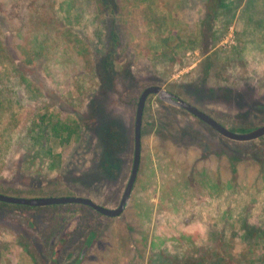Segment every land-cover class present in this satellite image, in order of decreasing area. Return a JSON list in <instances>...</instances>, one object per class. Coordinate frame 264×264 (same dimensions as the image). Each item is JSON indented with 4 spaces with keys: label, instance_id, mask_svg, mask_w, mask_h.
I'll list each match as a JSON object with an SVG mask.
<instances>
[{
    "label": "rangeland",
    "instance_id": "374dc122",
    "mask_svg": "<svg viewBox=\"0 0 264 264\" xmlns=\"http://www.w3.org/2000/svg\"><path fill=\"white\" fill-rule=\"evenodd\" d=\"M149 86L236 133L264 126V0H0V193L116 208ZM215 256L264 264V137L228 140L154 95L122 214L0 202V264Z\"/></svg>",
    "mask_w": 264,
    "mask_h": 264
},
{
    "label": "water",
    "instance_id": "95a60500",
    "mask_svg": "<svg viewBox=\"0 0 264 264\" xmlns=\"http://www.w3.org/2000/svg\"><path fill=\"white\" fill-rule=\"evenodd\" d=\"M154 95L160 102H163L167 105L178 107L191 116L195 117L197 120L211 128L214 132L220 136L234 141V142H251L258 140L264 137V126L257 127L251 131L244 133H236L230 129H227L219 122L214 120L212 117L198 109L197 107L189 104L183 99L177 97L173 93L163 89L160 86H149L142 90L141 94L138 97L136 104V111L134 117V126H133V159L130 170V175L128 181L125 185L124 191L122 193L121 199L118 203V206L114 209H108L102 207L92 200L80 196H60V197H36V198H26V197H14L6 194L0 193V202L19 205V206H28V207H45V206H56V205H67V204H77L83 205L91 208L95 212L99 213L102 216L113 218L117 217L125 210L132 191L136 178L139 172L140 159H141V127H142V118L143 111L146 99L148 96Z\"/></svg>",
    "mask_w": 264,
    "mask_h": 264
},
{
    "label": "trees",
    "instance_id": "16d2710c",
    "mask_svg": "<svg viewBox=\"0 0 264 264\" xmlns=\"http://www.w3.org/2000/svg\"><path fill=\"white\" fill-rule=\"evenodd\" d=\"M111 46H112L111 48V55H112L116 51L117 47L119 46V37H118L116 30L111 31ZM107 68L109 71H111L112 69L111 57H110V60H107ZM241 132H245V131H241ZM222 259L217 260V256H215L214 257L215 261L213 262H217V264H224ZM227 262L228 264H231L232 260L229 258ZM200 264H203V263L200 262Z\"/></svg>",
    "mask_w": 264,
    "mask_h": 264
}]
</instances>
